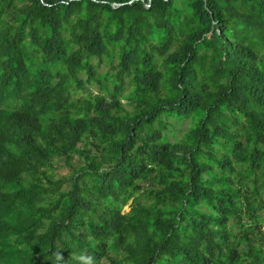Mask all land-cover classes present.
<instances>
[{"label":"trees","instance_id":"1","mask_svg":"<svg viewBox=\"0 0 264 264\" xmlns=\"http://www.w3.org/2000/svg\"><path fill=\"white\" fill-rule=\"evenodd\" d=\"M263 227L264 0H0V264H264Z\"/></svg>","mask_w":264,"mask_h":264},{"label":"rangeland","instance_id":"2","mask_svg":"<svg viewBox=\"0 0 264 264\" xmlns=\"http://www.w3.org/2000/svg\"><path fill=\"white\" fill-rule=\"evenodd\" d=\"M171 123L173 124L172 128H173V131L177 137L181 136L187 130V128L190 126L189 120H185V121L180 122V121H176L175 119H172ZM66 172H67V168L61 169V173H66ZM124 210L128 211L129 207L126 206L124 208Z\"/></svg>","mask_w":264,"mask_h":264}]
</instances>
